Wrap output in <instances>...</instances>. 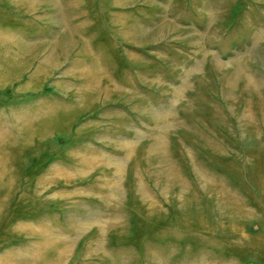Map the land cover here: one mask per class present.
I'll list each match as a JSON object with an SVG mask.
<instances>
[{"label":"rangeland","instance_id":"rangeland-1","mask_svg":"<svg viewBox=\"0 0 264 264\" xmlns=\"http://www.w3.org/2000/svg\"><path fill=\"white\" fill-rule=\"evenodd\" d=\"M0 124V264H264V0H0Z\"/></svg>","mask_w":264,"mask_h":264},{"label":"bare ground","instance_id":"bare-ground-1","mask_svg":"<svg viewBox=\"0 0 264 264\" xmlns=\"http://www.w3.org/2000/svg\"><path fill=\"white\" fill-rule=\"evenodd\" d=\"M92 64V63H91ZM47 65V64H46ZM92 66V65H91ZM50 67V66H49ZM99 68V67H98ZM92 69V68H91ZM94 69V68H93ZM100 69V68H99ZM94 71V70H93ZM88 72V71H87ZM96 72H98V71H96ZM101 72V71H100ZM99 72V73H100ZM89 73V72H88ZM98 74V73H97ZM86 76V75H85ZM84 77V76H83ZM97 77H99V76H97ZM87 78V77H86ZM90 78V77H89ZM88 79V78H87ZM95 80V79H94ZM87 82H88V80H87ZM86 87V86H85ZM245 90V89H244ZM93 91V90H92ZM39 110V109H38ZM37 110V111H38ZM31 114H32V112H30ZM32 116H33V114H32ZM26 120V119H25ZM22 121V120H21ZM25 122H27V121H25ZM29 122V121H28ZM26 124V123H25ZM1 125V124H0ZM1 129V128H0ZM3 129V128H2ZM3 133V132H2ZM7 133V132H6ZM15 134V133H14ZM1 135V134H0ZM3 135V134H2ZM5 136H7V135H5ZM13 136V135H12ZM9 138V137H8ZM49 244V243H48ZM59 251V250H58ZM57 258V257H56ZM51 260V259H50ZM55 261V260H54ZM55 263V262H54ZM54 263H50V264H54ZM57 264V263H56Z\"/></svg>","mask_w":264,"mask_h":264}]
</instances>
